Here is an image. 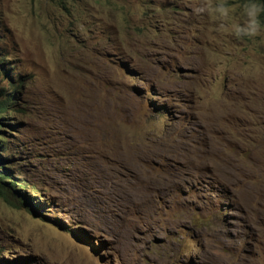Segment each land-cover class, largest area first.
I'll return each instance as SVG.
<instances>
[{
    "label": "rangeland",
    "instance_id": "374dc122",
    "mask_svg": "<svg viewBox=\"0 0 264 264\" xmlns=\"http://www.w3.org/2000/svg\"><path fill=\"white\" fill-rule=\"evenodd\" d=\"M195 3L0 0V261L264 264V33Z\"/></svg>",
    "mask_w": 264,
    "mask_h": 264
},
{
    "label": "clouds",
    "instance_id": "9594fccd",
    "mask_svg": "<svg viewBox=\"0 0 264 264\" xmlns=\"http://www.w3.org/2000/svg\"><path fill=\"white\" fill-rule=\"evenodd\" d=\"M191 13L193 16L207 17L213 22L216 32L228 34L237 41L255 38L264 33V26H262L264 25V0H245L235 19L232 18V10L226 0H196L195 5L191 8ZM5 60V56L0 54V72L5 77L7 84H10L6 77H10L8 70L12 66L6 67Z\"/></svg>",
    "mask_w": 264,
    "mask_h": 264
},
{
    "label": "trees",
    "instance_id": "16d2710c",
    "mask_svg": "<svg viewBox=\"0 0 264 264\" xmlns=\"http://www.w3.org/2000/svg\"><path fill=\"white\" fill-rule=\"evenodd\" d=\"M7 86L12 89L11 92L9 91L2 92V90L0 91V150H3V151L7 148L4 145L6 142V138H5V131L2 129V127L4 126L5 123H9V121L5 120L4 116H7L9 113H12L10 110V105H12V102L15 99V96H16L15 90L17 88L22 89V84L20 82H18L17 85L7 84ZM15 87L16 89H14ZM11 125L14 126L13 123ZM6 159H8V157L0 153V164L1 165H2V161ZM5 169L6 168L4 165L0 166V197L7 199L9 190H11V189L8 190V188H12V190L14 191L16 190L15 192H18L17 188L15 189L13 187H17V186L21 187V185L22 186H27V185L25 183H20L18 179L14 178L12 175H9L5 171ZM7 180H8L7 182L8 188L2 185L3 182H6ZM33 188L38 190V187H33ZM22 194H23L22 198L26 201V203H29V205L34 208L35 207L39 208V204L34 205V202L31 201L34 199L33 197H29L25 193H22ZM0 264H8V263L5 260H1Z\"/></svg>",
    "mask_w": 264,
    "mask_h": 264
}]
</instances>
